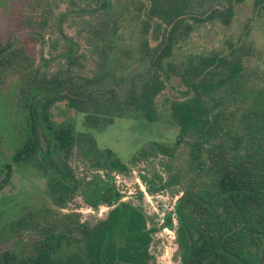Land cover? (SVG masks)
Returning a JSON list of instances; mask_svg holds the SVG:
<instances>
[{
    "label": "trees",
    "instance_id": "obj_1",
    "mask_svg": "<svg viewBox=\"0 0 264 264\" xmlns=\"http://www.w3.org/2000/svg\"><path fill=\"white\" fill-rule=\"evenodd\" d=\"M198 1L139 2L140 32L151 31L158 41L149 46L142 39L128 50H117L114 43L118 26L116 19L109 24L108 18L116 13L109 1H87V7L93 6L102 19L88 41L97 58L93 73L34 71L29 76L23 94L27 137L13 160L37 158L38 166L49 173L50 193L59 204L77 194L90 208L111 207L104 218L63 224L61 230L58 224L36 222L33 237L20 250L2 251L0 264L147 263L154 228L146 227L137 207L120 200L111 177L113 171L124 172L126 165L111 150H96L92 165L100 172L78 178L65 159L76 141L72 122H52L49 117L50 109L63 102L67 110L82 116L87 128L99 129L106 118L127 111L155 122L153 99L170 75L178 77L187 94L169 105L177 128L174 145L185 143L187 170L204 178L183 189L174 202L179 264H264V84L251 80L232 48L226 54L186 56L177 63L169 60L172 48L187 32V17L193 22L215 17L228 21L230 0H218L223 7L206 14ZM11 47V39L0 44V69L16 54ZM132 61L135 66L127 70ZM67 65L73 62L68 60ZM81 136L90 147L94 145L88 132ZM157 151L169 153L152 141L136 155L146 157L147 152ZM139 178L147 192L160 189L145 174ZM62 242L75 244V250L59 259L55 252Z\"/></svg>",
    "mask_w": 264,
    "mask_h": 264
},
{
    "label": "rangeland",
    "instance_id": "obj_2",
    "mask_svg": "<svg viewBox=\"0 0 264 264\" xmlns=\"http://www.w3.org/2000/svg\"><path fill=\"white\" fill-rule=\"evenodd\" d=\"M87 1L91 0H0V44L11 39L10 49L16 53L0 69V253L20 250L36 233L37 223L58 224L61 230L63 224L93 223L104 218L111 207L102 204L90 208L77 194L65 204H59L50 193L49 173L38 166L37 158L13 160L27 137L23 94L29 76L34 71L40 75L69 71L90 76L97 67V58L91 53L88 41L102 19L92 11L93 6L87 7ZM108 1L116 11L108 20L110 24L116 19L117 50L134 48L142 39L149 46L156 44L158 40L153 39L151 31L141 34L138 26L140 17L136 8L146 0ZM197 4L203 14L223 7L218 0H199ZM228 5L230 15L226 23L216 17L200 22L187 17V32L172 48L169 60L177 63L186 56L226 54L232 48L242 58L251 80L264 84V0H230ZM68 60L73 62L72 66L67 65ZM134 66L135 62H130L127 70ZM186 97L178 77L170 75L153 99L155 122H147L140 114L127 111L123 116L106 118L99 129L87 128L82 116L67 110L63 102L56 105L65 110L64 114L58 107L50 109V121L72 122L76 141L65 159L75 176L81 178L100 172L92 165L96 150L109 149L126 165L124 172L113 171L111 177L120 200L137 207L145 217L146 227L154 228L146 264H179L174 240V202L183 189L204 179L187 170L185 143L174 145L177 128L169 105ZM83 132L93 138L92 147L82 139ZM152 141L168 148L169 153L136 155ZM6 164L10 166L8 170ZM140 174H145L160 189L147 192ZM74 250L75 244L62 242L55 256L63 259Z\"/></svg>",
    "mask_w": 264,
    "mask_h": 264
}]
</instances>
